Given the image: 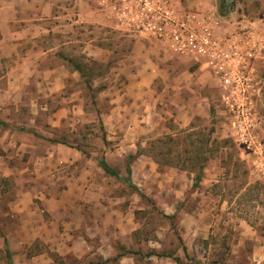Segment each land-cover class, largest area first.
I'll use <instances>...</instances> for the list:
<instances>
[{
  "label": "rangeland",
  "instance_id": "rangeland-1",
  "mask_svg": "<svg viewBox=\"0 0 264 264\" xmlns=\"http://www.w3.org/2000/svg\"><path fill=\"white\" fill-rule=\"evenodd\" d=\"M237 1L233 18L244 27L264 16V0ZM216 6L220 12V0ZM76 27L69 39L59 38L67 43L40 58L36 67L37 74L42 75L50 64L65 63L71 73H77L76 76L71 75L63 85L56 84L49 87L50 90H46L45 83H33L31 88L29 85L30 90H17L12 96L0 94V160L6 161L7 167L27 168V173L35 171V164L29 163V152L20 151L23 156L14 158L18 149L11 145L13 136L19 139L24 136L26 141L34 143L32 153L38 156L50 153V147L58 143H51L48 139H54L74 146L71 148L86 153L87 158L97 160L112 155L119 144L134 143L137 145L132 152L134 156L138 152L146 156L141 161L138 160L141 156L131 160L135 167L133 182L139 187L138 191L131 189L122 179L105 175L112 180L118 193L128 195V203L134 202L139 227L135 235L150 241V247L147 243L144 245L145 252L169 254L173 258L183 252V264H264L260 258L251 259L255 245L264 237V176L257 169V163L262 160L260 157L264 160V70L262 89L260 94L254 93L248 100V110H232L228 105L233 102L228 100L231 96L223 98L220 89L211 88L204 92V95L211 96L212 110L207 116L189 114V124L183 121L178 124L174 115L180 116V110H170L171 115L164 110L158 132L138 138L126 130H116V116L108 95L114 78L123 79L122 74L128 67L124 63L131 62L132 40L118 31L94 25ZM69 60L91 67L86 74L93 89L88 88L87 81L74 70ZM5 71L6 67L0 66V75ZM102 86L104 90L97 91ZM225 91L227 97L230 93L227 89ZM165 135L173 136V140L163 141V152L157 159L154 156L159 148L153 150L152 144ZM202 146L209 151L202 163L204 169L209 168L210 175L216 174L214 178L218 182L190 187V173L195 177L200 172L196 160L201 158L198 151ZM129 155L126 159L110 157L111 167L127 176ZM189 157H195L194 166L185 162ZM176 158L181 161L179 168L166 165ZM0 169V237L32 235L38 229L42 230V227L37 228L38 225L56 221L54 214L46 210L45 195L37 191L40 186L48 185V180L36 179L34 173L32 185L36 192L18 194L16 180L3 177L6 168H2L1 162ZM181 171L188 172L190 177L180 178ZM134 194L136 197L131 198ZM188 213H191L193 222L182 223ZM69 219L72 221H69V234H86L84 229L78 228L77 218H67L66 222ZM52 248L41 241L9 242L0 264H9L10 251L22 253L21 260L36 251H49L55 264H79L75 255L67 256L64 261ZM137 248L141 247H133V251ZM92 260L84 258L81 262L88 264ZM149 264L160 263L149 261Z\"/></svg>",
  "mask_w": 264,
  "mask_h": 264
},
{
  "label": "crops",
  "instance_id": "crops-1",
  "mask_svg": "<svg viewBox=\"0 0 264 264\" xmlns=\"http://www.w3.org/2000/svg\"><path fill=\"white\" fill-rule=\"evenodd\" d=\"M175 1L179 14L190 11L203 17L211 16L221 25L240 23L234 20V12L228 16L220 14L216 6L219 0ZM118 4L120 7L118 9L128 11L132 9L131 0ZM251 22L247 24L248 28L255 30V33L259 34L258 37H262L264 16ZM86 24L118 31L132 40L131 62L127 60L124 63L128 67L122 74L123 79L115 77L108 94L111 110H114L113 115L116 116V130H126L138 138L151 136L158 132L164 110H168L170 115V110H180V116L174 115V121L178 124L182 121L189 124L191 121V118L188 119L189 114L207 116L212 110L209 101L211 96L204 95V92L210 91L208 89H220L224 93L223 98L226 97L224 85L205 60L182 55L167 42L130 31L122 23L114 0H0V66L6 67V71L0 75L2 84L0 94L3 92L12 96L17 90H30L29 85L31 88L33 83H45L46 90H50L56 84L63 85L71 75L76 76L77 73H71L70 67L65 63L50 64L42 75L37 74L36 67L40 58L54 53L59 46L67 43L64 40L69 39L77 25ZM229 27L233 29V26ZM94 54L97 55L98 52ZM260 58L255 64L257 80L255 93L259 94L263 84L264 54ZM152 119L154 123H150ZM144 122L147 124L144 125ZM13 137L11 145L18 149L14 158L20 159L23 156L20 155V151L29 152V163L35 164L33 168L35 171L27 173L29 170L27 168L20 170L18 167H7L6 161L0 160L2 168H6L3 177H12L16 180L18 194L36 192L32 185L34 173L36 179L48 180L49 184L40 186L37 191L45 195L43 201L46 210L54 214L53 218L56 221L48 225H38L37 228L42 227V230L38 229L32 235L0 237V260L9 242L41 241L52 246V250L64 258V261L67 256L75 255L79 259V264L85 263L81 262L84 258L93 259L88 264H149V261L160 264H183L185 255L183 252H178L174 258L159 257L151 252H145L144 245L147 243V247H150V241L135 235L139 227L135 218L134 202L128 203V195L118 193L116 186L112 185V180L106 177L107 173L99 165V159L87 158L80 151L59 143L50 147L49 154L38 156L32 153L35 151L34 143L26 141L24 136L20 139L17 136ZM127 143L119 144V148L112 151V155L104 156L109 167L123 178H127L128 175L125 176L123 172L112 168L110 157L122 156L126 159L128 153L132 155L137 145ZM143 157L146 156L142 155L138 160L141 161ZM131 170L133 182L135 167L132 163ZM190 174V187L218 182L214 178L216 174L210 175L209 168L204 169L202 180L197 185L196 176ZM188 175V172L181 171L180 178H187ZM134 196L136 197V194L131 195V198ZM186 216L184 215L185 220L182 223L185 221L192 223L191 213ZM71 217L77 218L78 228L84 229L86 234L68 233L72 221L69 219L66 222V219ZM60 227L63 228V233ZM133 247L141 248L133 251ZM10 253L9 262L12 264L56 263L49 251H36L26 260H21L22 253L13 254L11 251ZM258 258L264 260V237L255 245L251 257L254 260ZM176 259H179V262Z\"/></svg>",
  "mask_w": 264,
  "mask_h": 264
},
{
  "label": "built area",
  "instance_id": "built-area-1",
  "mask_svg": "<svg viewBox=\"0 0 264 264\" xmlns=\"http://www.w3.org/2000/svg\"><path fill=\"white\" fill-rule=\"evenodd\" d=\"M114 1L128 29L167 42L182 55L205 60L229 91L225 98L231 96V109H249L246 105L256 91L255 64L264 54V29L258 37L241 24L221 25L211 16L190 11L179 14L175 0H131L130 11L118 9V2L125 0ZM260 159L257 169L264 176Z\"/></svg>",
  "mask_w": 264,
  "mask_h": 264
},
{
  "label": "trees",
  "instance_id": "trees-1",
  "mask_svg": "<svg viewBox=\"0 0 264 264\" xmlns=\"http://www.w3.org/2000/svg\"><path fill=\"white\" fill-rule=\"evenodd\" d=\"M237 0H220V6H219V9H220V14L223 15V16H228L230 13H232L234 11V7L235 5L237 4ZM68 60V59H67ZM70 64H72V66L74 67V70L78 71L81 75V77L86 80V85L88 86L89 89H93V87L91 86V81L89 80V78H87L89 75L86 74V70H89L91 71V67H88L87 65L85 64H82V63H76L74 62V60H69ZM103 64L99 65V67H101ZM104 90V87L102 86V88H99L97 91H102ZM173 136H170V135H165L163 138H160L158 140H156L155 143L152 144V149H157L159 148L158 150V154L157 156L155 155L154 157L158 159L159 155H162V152L163 150L161 149V144H163L164 140H173L172 138ZM49 142L51 143H59V144H64V145H67V146H70V147H74V146H71L65 142H61V141H58V140H54V139H48ZM208 149L207 147L205 146H202L200 148V150L198 151L199 153V156H201V158L197 159L196 162L197 164L200 165V172L196 175V179H195V185H197L201 180H202V175H203V170H204V165L202 164L203 161L205 160L206 161V157H207V153H208ZM154 153V152H153ZM84 155H87L86 153L83 152ZM142 153L138 152V155H141ZM137 156H133L131 155L129 158V162L127 163V166H126V169H127V173H128V177L127 178H123L120 176V174L111 169L109 167V165L106 163V160H105V157H101L98 161H99V165L102 167V169L109 175H112V176H115L117 177L118 179H122L124 183L128 184V186L133 189V190H136L138 191V188L133 184L132 182V179H131V160L133 161L134 159L137 158ZM195 159V157H194ZM194 159H191L190 157L187 159V161H185L186 163H190L191 166H194L195 165V160ZM201 160V161H200ZM171 162H168L166 165H169V166H173V167H180V164H181V161L180 160H177L176 159H172L170 160ZM193 169V168H192ZM151 254H154V255H157L159 257L161 256H170L172 257L171 255L169 254H159L157 252H151ZM178 262H179V259H176ZM9 264H12L9 262Z\"/></svg>",
  "mask_w": 264,
  "mask_h": 264
}]
</instances>
